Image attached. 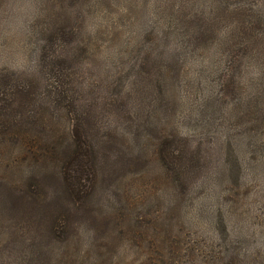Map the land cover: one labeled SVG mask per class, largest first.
<instances>
[{
  "label": "rangeland",
  "instance_id": "obj_1",
  "mask_svg": "<svg viewBox=\"0 0 264 264\" xmlns=\"http://www.w3.org/2000/svg\"><path fill=\"white\" fill-rule=\"evenodd\" d=\"M235 9L257 24L249 46L237 32L224 41L238 55L229 66L222 33L202 31L210 10ZM133 78L142 88L124 91ZM2 95L21 119L11 136L74 146L81 119L95 173L91 196L58 215L67 240L40 241L57 214L43 202L27 226L6 214V187L38 178L37 196L67 194L8 146L0 264H37L41 248L70 264H264V0H0Z\"/></svg>",
  "mask_w": 264,
  "mask_h": 264
},
{
  "label": "trees",
  "instance_id": "obj_2",
  "mask_svg": "<svg viewBox=\"0 0 264 264\" xmlns=\"http://www.w3.org/2000/svg\"><path fill=\"white\" fill-rule=\"evenodd\" d=\"M214 11L215 10H210L208 12V18L204 23L205 29L202 32L204 34L209 33L212 36L215 32L214 37L216 38L222 33L220 45L223 47V54L220 56V59L226 60V62L229 63V66L236 64V62L239 60H236L235 57L238 55H236L232 49H228V51H226V47L228 45H226L224 41L226 39L230 40L231 37L235 38V33L237 32L238 38L235 39L236 44L249 46L252 39L255 38V36L252 35V30L257 24L255 19L257 16V11H253L251 9H235L229 13L224 12L223 15H226L225 19H220L223 15L218 16L217 12ZM232 15L234 16L232 20L233 24L231 25L229 23V19H231L230 16ZM224 21H226V26H224L225 28L223 30V25L221 24ZM220 29L223 31L221 32ZM163 31L166 34L165 37H169L168 32L170 33L171 30L167 23H165ZM181 40L183 41L182 38ZM182 41H178V43L181 42L183 49H186L187 46L185 45V42ZM187 53L189 54V50L188 52H185V54ZM230 55H232V57H229ZM192 58L193 57H191V59ZM228 59L232 60L230 61ZM196 61L197 60H193L192 63ZM139 83L140 82L138 79L133 78L123 84V90L132 91L134 89H141L142 87H140ZM90 93L91 90H89V94ZM68 97V91L66 93V90H64L63 98L64 101L67 100L66 105L68 108L73 107L75 110H77V108L82 106L80 105L81 103L79 101L69 102L71 98L68 99ZM90 102L91 99H89L88 103L90 104ZM52 103L54 102L52 101ZM15 104L16 102H14L12 99H9L4 95L0 96V155H3L2 152L8 146H10L15 154V157L17 158L16 162L22 157V160L27 161L30 165L37 168V171L50 168L53 175H50L49 177H52L53 180L50 182L47 180V182H53L52 184H57L58 188L62 190L61 192L67 194V197L64 198L59 196L56 198V194L51 193L50 196L52 199H49V193L47 191H45L46 193L43 196L40 194L42 197H40V195L37 196V189H40L42 185V182L37 178V181L32 179L33 181L29 184L30 187L26 190H24L22 186L19 185H15L16 187L12 189L6 187L5 194L2 195L3 207L7 212L6 214L19 216L21 222H25V224L28 226L29 222L27 220L29 219L27 218V212L32 213L34 211H40V209L43 208L42 203L44 202L46 208H48V210L52 213L55 212L57 215H54L48 221L46 220L48 227L45 233L42 231V225H44L43 221V223L40 225V228L37 229L38 239L42 241V239L46 237V233H48L51 239H54L58 243H64V241L67 240V236H65V230L68 224L66 219H62L58 215L60 214L62 216L65 212H69L71 207L75 209L76 207L74 205L82 204L84 199L87 200V198L91 196V186L89 184L90 180L88 178L91 173H95L93 163V159L95 160V157L92 152V145L89 141L84 139V135L82 133L84 123L81 119H77L74 122L75 124L72 126V131H70L71 136L74 137V141H72L74 146L62 148L60 144L54 140L45 142L48 144L46 145L40 138L34 139L28 137H17L15 135L11 136L12 129L19 126L21 122V119L17 117ZM85 107L89 106L85 105ZM149 117V114L145 116L146 119ZM258 150L259 152L260 150H264L263 146H259ZM46 179L47 178H45V180ZM34 181H36V184ZM48 188L49 190L51 189L50 185ZM23 191L26 192L27 195L23 194ZM78 207L79 206H77V208ZM68 238L70 240V237ZM35 254L37 257V264H41L42 261V264H70L68 254L65 251L56 253V257L52 252L49 254L46 253V255L49 257V260L44 257L43 248L38 249Z\"/></svg>",
  "mask_w": 264,
  "mask_h": 264
}]
</instances>
